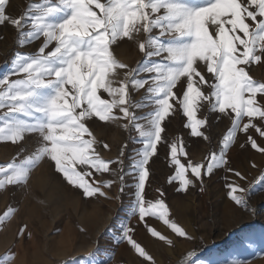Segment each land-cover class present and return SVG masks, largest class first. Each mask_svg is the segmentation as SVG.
Wrapping results in <instances>:
<instances>
[{
    "label": "snow or ice",
    "instance_id": "1",
    "mask_svg": "<svg viewBox=\"0 0 264 264\" xmlns=\"http://www.w3.org/2000/svg\"><path fill=\"white\" fill-rule=\"evenodd\" d=\"M9 5L10 0H0V25L14 26L21 46L43 39L36 53L17 52L10 71L0 76V142L20 144L27 134L36 133L39 146L19 161L13 158L0 164V190L26 183L31 170L48 158L69 184L83 190L85 197L104 196L100 186L85 179L92 172L83 166L106 173L111 161L96 153L94 137L84 138L92 137L86 122L93 117L105 122L124 119L128 122L125 128L134 129L143 144L139 159L132 165L137 180L133 213L138 212L141 221L146 216L156 217L173 233L186 237V231L170 221L163 199H144L149 175L146 165L161 141L162 122L174 110L170 103L174 97L188 118L186 127L192 136L209 139L200 130L206 120L196 117L201 102L231 121L219 155L210 154L206 166L209 174L226 163L225 154L238 132L255 129L264 137V82L254 80L246 71V66L264 60V0H42L30 4L19 18L8 13ZM141 33L144 38L139 49L145 59L119 79V70L127 66L113 58L110 48L125 38L135 40ZM201 65L211 74L209 79L197 70ZM140 72L150 74L149 78H138ZM11 75L18 78L9 79ZM182 77L186 78V89L182 97H176L173 89ZM204 85L210 89L207 94L202 91ZM139 89L145 90L144 101L133 102L131 92ZM101 91L110 99L103 98ZM145 107L151 108L147 116H137L135 109ZM254 120H259L260 126ZM247 139L253 149L264 153V147H259L251 135ZM169 147L175 165L169 182L178 181L180 190H187L194 184L189 170L201 180L204 165L182 163L178 152L184 149L177 141ZM24 151L21 146L20 153ZM77 165L82 166L80 170ZM235 175L241 176L239 172ZM260 182L264 183V177ZM104 186L110 187L111 182ZM228 187L231 199L246 206L244 197L236 194L246 189ZM14 212L8 208L0 215V224ZM148 231L153 237L166 239L151 227ZM23 232L21 228L20 234ZM132 232L123 225L121 240L139 256L152 260ZM9 259L5 255L0 264H7Z\"/></svg>",
    "mask_w": 264,
    "mask_h": 264
},
{
    "label": "rangeland",
    "instance_id": "2",
    "mask_svg": "<svg viewBox=\"0 0 264 264\" xmlns=\"http://www.w3.org/2000/svg\"><path fill=\"white\" fill-rule=\"evenodd\" d=\"M41 2L10 0L8 13L19 18L30 4ZM143 38L141 33L135 40L125 38L111 46L113 58L127 66L119 70V79L144 61L139 49ZM42 39L21 46L14 26L0 25V76L10 71L17 52L36 53ZM197 70L206 79L211 77L203 65ZM246 71L254 80L264 82V60L246 66ZM149 75L137 73L138 78L148 79ZM16 78L17 75L9 77ZM185 89L186 78L182 77L173 92L176 97H182ZM202 91L207 94L210 89L204 85ZM101 95L110 99L107 93L101 91ZM131 98L133 102H143L145 90H133ZM170 103L174 110L162 122L161 141L146 165L149 175L144 199L152 202L163 199L170 221L182 227L186 237L176 235L156 217L146 216L141 221L138 212L133 213L137 180L132 165L143 148L141 138L134 129L125 128L128 122L124 119L105 122L93 117L86 122L92 137L85 135L84 138H95L96 153L103 160L111 161L110 171L83 168L92 172L85 179L93 186H100L105 195L85 197L82 189L69 184L63 174L56 171L54 162L44 158L31 170L26 183L0 190V215L8 208L15 209L14 214L0 224V260L7 255L10 257L7 264H264V183L260 182L264 177V153L253 149L247 139L251 135L259 147H264V137L255 129L238 132L236 141L225 154L226 163L209 174L206 166L210 154L219 155L222 137L231 127V121L218 111H209L207 102H201L203 106L198 108L196 117L206 120L200 129L209 137L205 140L190 134L191 129L186 127L188 118L177 99L171 98ZM150 110L145 107L135 112L137 116H147ZM247 122L245 118L244 123ZM253 122L260 126L259 120ZM173 141L184 149L183 153L178 152L182 163L187 165L191 161L204 165L202 183L190 170L188 175L194 184L187 190H180L178 181L169 182L175 174L169 147ZM21 146L25 149L23 153H20ZM38 146L36 133L27 134L20 144L0 142V164L13 158L19 161ZM76 167L80 170L82 166ZM235 172L241 176H236ZM108 182L111 186L105 187ZM230 184L246 189L236 193L244 197L246 206L236 204L228 195ZM123 225L133 229V239L152 260L139 256L126 240H121ZM149 227L166 239L153 237ZM21 228H24L22 235Z\"/></svg>",
    "mask_w": 264,
    "mask_h": 264
}]
</instances>
